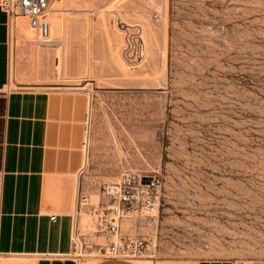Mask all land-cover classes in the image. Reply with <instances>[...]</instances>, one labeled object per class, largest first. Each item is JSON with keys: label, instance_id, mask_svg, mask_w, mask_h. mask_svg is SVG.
Masks as SVG:
<instances>
[{"label": "rangeland", "instance_id": "1", "mask_svg": "<svg viewBox=\"0 0 264 264\" xmlns=\"http://www.w3.org/2000/svg\"><path fill=\"white\" fill-rule=\"evenodd\" d=\"M52 9L58 43L36 45V30L27 41L42 78L87 92L84 165L92 151L98 166L85 172L89 201L101 199L95 174L108 163L162 179L156 214L122 227L155 237V256L119 259L264 261V0H52ZM89 220L82 213L81 225Z\"/></svg>", "mask_w": 264, "mask_h": 264}, {"label": "crops", "instance_id": "2", "mask_svg": "<svg viewBox=\"0 0 264 264\" xmlns=\"http://www.w3.org/2000/svg\"><path fill=\"white\" fill-rule=\"evenodd\" d=\"M50 19L51 37H59L62 22ZM25 25L24 20H9L0 7V264H90L65 256L71 227L75 222L81 225L84 213L76 197L87 195L85 172L98 167L92 151L84 165L89 155V143L86 152L82 146L88 128L87 92L83 86L40 76L39 51L28 42L33 37L27 36ZM119 173L112 162L95 178L108 183ZM99 195L98 202L108 200ZM95 264L146 263L107 259ZM159 264H233V260Z\"/></svg>", "mask_w": 264, "mask_h": 264}, {"label": "built area", "instance_id": "3", "mask_svg": "<svg viewBox=\"0 0 264 264\" xmlns=\"http://www.w3.org/2000/svg\"><path fill=\"white\" fill-rule=\"evenodd\" d=\"M0 7L9 20H24L37 31L36 45L51 43L52 0H0ZM82 146H87L85 140ZM161 186L158 173L124 170L114 181L102 186L101 194L108 198L106 202L92 204L87 195H77L78 209L83 208L90 220L86 226L78 222L72 225L70 249L65 256L75 261L86 256L102 259L154 257L155 237L128 234L122 227L127 219H145L156 214ZM50 218L54 219V216ZM233 264L244 262L235 259ZM252 264H264V261H253Z\"/></svg>", "mask_w": 264, "mask_h": 264}, {"label": "bare ground", "instance_id": "4", "mask_svg": "<svg viewBox=\"0 0 264 264\" xmlns=\"http://www.w3.org/2000/svg\"><path fill=\"white\" fill-rule=\"evenodd\" d=\"M51 17H53V19L54 20H57V18H58V15H51ZM32 30H34L33 28H31L30 26L27 28L26 27V34H27V36H29V37H33V31ZM61 39H63V38H61ZM51 42H55V43H58V39H57V37H51ZM90 101V100H89ZM89 113H90V104H89ZM89 125V124H88ZM87 130H89V126H88V128H87ZM88 134L89 133H87V135H86V138H85V141H86V145L87 146H85L84 147V149H85V152H86V149H87V147H88ZM87 162V157H86V155H85V161H84V164Z\"/></svg>", "mask_w": 264, "mask_h": 264}]
</instances>
